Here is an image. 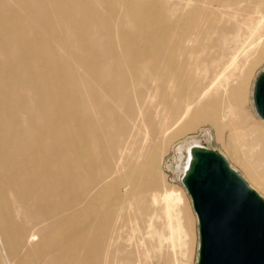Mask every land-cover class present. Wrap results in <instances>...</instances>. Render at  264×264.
<instances>
[{"label": "bare ground", "instance_id": "6f19581e", "mask_svg": "<svg viewBox=\"0 0 264 264\" xmlns=\"http://www.w3.org/2000/svg\"><path fill=\"white\" fill-rule=\"evenodd\" d=\"M236 1L181 0L177 20L158 19L159 34L145 32L153 41L169 43H113L109 27L120 20H112L110 12L109 20L101 21L92 1L0 0V264H144L119 245L126 230L134 235L144 225L160 252L179 248L184 193L150 189L155 155L146 148L125 173L123 155L143 128L146 141L152 134L164 140L173 130L208 122L225 146L224 130L232 127L228 138H235L225 147L264 192V172L257 171L258 165L264 168V120L254 103L256 81L251 98L260 122L249 116L250 69L243 62L246 47L264 41L262 25L249 30L247 43L235 47L208 81L190 84L191 93L183 91L180 114L170 111L166 99L157 105L165 115L159 122L148 104L157 100V90L145 92L146 81L160 76L182 75L186 86L199 72L189 43L206 27L224 25ZM124 2L133 9L129 23L135 32L155 19L148 9L162 7L161 0H111L106 11ZM255 3L264 7V0ZM191 18L195 29L189 35L176 43L166 39L174 25ZM66 43L79 48L66 52ZM172 92L165 90L168 96ZM77 109L81 113L75 118ZM241 141L257 164L238 155ZM197 150L210 151L194 140L179 144L183 187ZM136 177L147 184L133 193ZM199 245L200 239L196 264Z\"/></svg>", "mask_w": 264, "mask_h": 264}, {"label": "rangeland", "instance_id": "374dc122", "mask_svg": "<svg viewBox=\"0 0 264 264\" xmlns=\"http://www.w3.org/2000/svg\"><path fill=\"white\" fill-rule=\"evenodd\" d=\"M92 1L99 13H101V21L106 22L109 20L107 14L112 12V20L114 18H119V22L115 26H110L112 41L113 43H169L164 38L156 39L153 41L149 36H145V32L151 29L155 30V34L158 35L160 32L161 22L158 19L172 18V20H177L179 16L178 2L181 0H161L162 7H155L148 9L151 13L155 12L156 16L152 21L145 25V29L135 32L137 29L135 26L132 27L129 23L131 13L133 9L126 2L117 3L116 6L112 7L110 11L107 10V5L111 0H89ZM115 1V0H113ZM118 1V0H116ZM119 13L121 15H119ZM227 19L225 24H219V28L206 27L200 33L199 38L195 43H189V47L193 48L194 58L198 64L199 72L197 75L194 73L188 77V84L184 87L182 75L171 78V76H160L159 80H150L145 86V92L148 90L156 89L157 100H149L150 105H152L153 111L158 116L159 122L164 119L163 106L157 105L160 102H164L167 99V106L170 111L180 114L182 111V106L184 102V92H193L194 87L190 85L194 82L203 84L207 79L213 76L217 68L222 65L232 53V50L239 44L247 43L246 38L249 36V30L255 25H262L264 23L262 17L264 16V7H259L256 5L255 0H237L235 4L227 9ZM225 27L222 30L221 27ZM143 27V26H142ZM102 30H108L107 26H101ZM144 28V27H143ZM195 29V22L189 19H185L181 25H174L172 31L168 33L166 39L172 37L171 42L176 43L181 40L184 35H189ZM110 33V32H109ZM127 36L126 41L122 37ZM92 44V43H91ZM77 43H66V52L77 50ZM263 49L261 56L258 55V50ZM247 59H243L244 64H248L249 76L246 81V93H247V106L250 118H254L257 122H260L258 116L255 115V111L252 103V91L253 85L256 79L261 74L264 69V41L257 46H247L246 47ZM39 63V59H38ZM49 66V64H48ZM208 81V80H207ZM145 83L144 81H142ZM171 85V86H169ZM173 88L172 95L165 93V90ZM184 91V92H183ZM153 90L151 91V93ZM155 94V93H154ZM155 95V96H156ZM56 96H59L56 94ZM152 96V94H151ZM74 102H78L76 97H72ZM80 110L73 111L74 117L79 116ZM76 130L80 127L76 123ZM232 127L226 128L224 133H226V143L225 146L229 144V140L235 138V135L228 138ZM145 129L135 138L132 142L130 149L123 155V164L127 165L125 173L128 171L129 165L135 160L136 154L141 151L142 148H146L150 151V154L155 155V160L152 163L154 168V180L150 189L157 193H161L164 190L175 189L181 190L184 193L183 202L179 208L181 224L183 226V231L181 233L182 242L181 246L174 250L171 247L166 246L160 252L156 247L154 240H151L146 228V225L137 227V231L134 235H130L129 230L122 234V238L119 241V245L125 248V254H132L135 259L139 258L144 264H196L198 256V236H199V226L197 225V219L193 212L190 196L184 189L181 183V169L178 171L179 160L176 157V162L169 166L168 158L171 156L172 151L178 147L179 144L183 142L194 140L198 141L201 146L206 147L212 152L221 155L228 167L230 166L237 174L250 186L255 192H257L264 199V192L252 182L244 169L240 165L241 160L238 162L234 159L236 153L230 148H226L223 143L217 137L216 128L208 123H199L193 128L183 129L181 131L173 130L170 135L162 140L157 138L155 134H152L148 141L145 140L144 136ZM242 146L238 149V155L248 163L257 164L255 157L251 154L249 148L241 141ZM108 146V144H107ZM111 164V161H109ZM152 169L150 165L147 166V170ZM259 174H263L264 168L260 165L257 167ZM117 177V176H116ZM136 186L132 188V192L140 191V189L147 184V181L143 177H136ZM155 226V225H154ZM174 251V252H173ZM161 256V257H160Z\"/></svg>", "mask_w": 264, "mask_h": 264}, {"label": "water", "instance_id": "95a60500", "mask_svg": "<svg viewBox=\"0 0 264 264\" xmlns=\"http://www.w3.org/2000/svg\"><path fill=\"white\" fill-rule=\"evenodd\" d=\"M254 103L264 120V71ZM184 179L199 224L198 264H264V200L212 151L194 152Z\"/></svg>", "mask_w": 264, "mask_h": 264}, {"label": "built area", "instance_id": "2783aa9c", "mask_svg": "<svg viewBox=\"0 0 264 264\" xmlns=\"http://www.w3.org/2000/svg\"><path fill=\"white\" fill-rule=\"evenodd\" d=\"M181 154H183L184 155V152H178L177 151V148H175L173 151H172V154H171V156L168 158V164H169V166H171V165H173V163H175L176 162V157H177V159L179 160V166H178V171L180 170V168L182 167V164H183V162H182V160H181V158H180V156H181Z\"/></svg>", "mask_w": 264, "mask_h": 264}]
</instances>
